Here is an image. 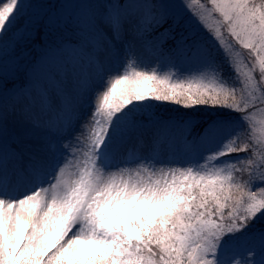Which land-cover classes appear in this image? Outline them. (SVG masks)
I'll list each match as a JSON object with an SVG mask.
<instances>
[{"label": "snow or ice", "instance_id": "1", "mask_svg": "<svg viewBox=\"0 0 264 264\" xmlns=\"http://www.w3.org/2000/svg\"><path fill=\"white\" fill-rule=\"evenodd\" d=\"M0 264H264V0H0Z\"/></svg>", "mask_w": 264, "mask_h": 264}, {"label": "rangeland", "instance_id": "2", "mask_svg": "<svg viewBox=\"0 0 264 264\" xmlns=\"http://www.w3.org/2000/svg\"><path fill=\"white\" fill-rule=\"evenodd\" d=\"M33 55H36V53H33ZM144 64L146 65V66H148V67H157L158 68V70H162V71H168L169 69H167V68H164V69H160V67L155 63V61L154 60H152L151 58H145V60H144ZM173 71H174V69H173ZM165 107H169V108H176V107H178V106H175V105H164ZM200 109L199 111L197 110V109ZM181 112H186L185 111V109H183V108H180L179 109ZM195 110H196V112H203V113H205L204 111H203V108H202V106H197V108H195ZM188 112H190L189 110H188ZM203 115H205L204 117L202 116V117H200L201 119H205V118H207L206 117V114H203ZM195 118V117H194ZM199 118V119H200ZM196 119V118H195Z\"/></svg>", "mask_w": 264, "mask_h": 264}, {"label": "trees", "instance_id": "3", "mask_svg": "<svg viewBox=\"0 0 264 264\" xmlns=\"http://www.w3.org/2000/svg\"><path fill=\"white\" fill-rule=\"evenodd\" d=\"M188 110L193 113V116L196 118V119H199L200 117H204L205 115L203 114H206V113H203V112H196L195 108L193 109H185L186 112H188ZM201 119V118H200Z\"/></svg>", "mask_w": 264, "mask_h": 264}]
</instances>
